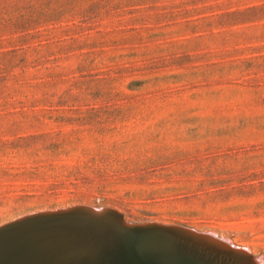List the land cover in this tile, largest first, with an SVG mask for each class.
Returning <instances> with one entry per match:
<instances>
[{
    "label": "rangeland",
    "instance_id": "obj_1",
    "mask_svg": "<svg viewBox=\"0 0 264 264\" xmlns=\"http://www.w3.org/2000/svg\"><path fill=\"white\" fill-rule=\"evenodd\" d=\"M72 205L264 264V0H0V224Z\"/></svg>",
    "mask_w": 264,
    "mask_h": 264
},
{
    "label": "water",
    "instance_id": "obj_2",
    "mask_svg": "<svg viewBox=\"0 0 264 264\" xmlns=\"http://www.w3.org/2000/svg\"><path fill=\"white\" fill-rule=\"evenodd\" d=\"M92 208L41 210L0 224V264L216 263L190 231L153 221L125 225L116 210Z\"/></svg>",
    "mask_w": 264,
    "mask_h": 264
},
{
    "label": "bare ground",
    "instance_id": "obj_3",
    "mask_svg": "<svg viewBox=\"0 0 264 264\" xmlns=\"http://www.w3.org/2000/svg\"><path fill=\"white\" fill-rule=\"evenodd\" d=\"M96 210V209H95ZM125 221V220H124ZM123 221V222H124ZM160 225H162V224H160ZM176 226V225H175ZM174 227V226H173ZM180 227V226H179ZM184 230V229H183ZM185 230H188V229H185ZM188 231H190L191 233H192V231H191V229H189ZM196 233V232H195ZM199 233V232H198ZM198 233H196V234H198ZM194 234V233H193ZM200 240V239H199ZM216 241V240H215ZM219 242V241H218ZM225 242V241H224ZM217 243V242H216ZM223 243V242H222ZM221 242H219V244H222ZM229 244V243H228ZM223 245V248L224 249H222V251L224 252V253H231V254H233L232 252L233 251H235V250H237V251H240L239 249H237V248H230V247H228V246H226L224 243L222 244ZM225 245V246H224ZM227 249V250H226ZM210 250H211V248H210ZM213 251V250H212ZM236 252V251H235ZM217 253V252H216ZM240 254V253H239ZM238 254V255H239ZM242 255V254H241ZM240 255V256H241ZM227 258V257H226ZM253 260V259H252ZM246 262V261H245ZM249 262V261H248ZM247 263V262H246Z\"/></svg>",
    "mask_w": 264,
    "mask_h": 264
}]
</instances>
